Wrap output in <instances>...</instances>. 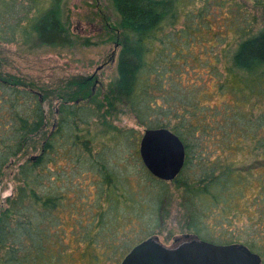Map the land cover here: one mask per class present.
<instances>
[{"label": "trees", "instance_id": "trees-1", "mask_svg": "<svg viewBox=\"0 0 264 264\" xmlns=\"http://www.w3.org/2000/svg\"><path fill=\"white\" fill-rule=\"evenodd\" d=\"M109 1L120 17L114 36L118 79L102 101L91 93L71 100L56 95L55 122L47 134L48 87L0 71V183L16 167L13 194L0 208V264H100V248L120 264L134 246L160 232L167 183L153 177L142 160L125 163L130 134L107 123L115 104L146 120H140L146 129H168L183 143L184 165L172 182L183 192L187 230L202 240L211 233L208 220L232 228L234 220L246 218L251 233L244 245L264 255V32L246 37L227 55L218 88L230 84L239 99L236 107L179 100L184 103L180 111L167 107L166 120L151 121L141 107L158 116L161 112L152 109L153 85L146 75L158 62L160 33L174 25L177 0ZM33 2V12L29 7L12 24L18 12L4 4L0 21L9 17V24L0 27V40L70 46L63 0ZM87 83L77 89L81 92ZM254 97L250 109L239 108ZM105 137L109 144L98 142ZM233 155H249L253 163H239ZM128 225L133 232L138 227L141 236L121 232ZM229 232L228 239L218 240L221 244L240 241Z\"/></svg>", "mask_w": 264, "mask_h": 264}, {"label": "rangeland", "instance_id": "rangeland-1", "mask_svg": "<svg viewBox=\"0 0 264 264\" xmlns=\"http://www.w3.org/2000/svg\"><path fill=\"white\" fill-rule=\"evenodd\" d=\"M38 2L43 0H37ZM4 4H13L18 13L11 21L9 17L3 16L0 21V27L3 29L6 24L15 22V19L24 18V12H28L29 7V12L32 13L35 3L33 0H0V9L6 6ZM176 12L174 25L166 27L159 35V59L146 75L147 84L153 85L149 88L153 89L151 93L155 98V102L151 104L152 109L160 108L158 111L161 115H155L152 110L150 113L144 106L141 107L142 115L147 119L149 116L151 121L156 118L165 119L167 107L172 106L180 111L184 103L179 100L184 102L188 99L190 103L203 106L236 107L239 99L229 88L230 84L224 89H219L218 86L224 79V70L228 65L227 55L232 54L246 37L264 32V0H177ZM62 20L69 27L72 36L73 42L70 46L46 47L34 43H7L0 40L2 74L24 78L41 87L47 86L51 92L50 102L44 105L47 110V134L55 122L59 103L57 96L71 100L75 96H88L91 93L96 96L97 102H100L103 96L114 91L118 79L116 65L119 47L114 36L115 30L119 29L120 17L112 3L109 0H63ZM2 35L4 37L7 33ZM154 58V54H150L148 62L151 63ZM86 80L87 87L80 92L77 86ZM156 81L157 87L154 86ZM254 102L255 97L239 108L250 109ZM114 107L117 109L110 113L107 123L117 131H127L130 134L131 147L125 151L123 159L125 157L127 165H131L132 161L141 163L139 142L146 127L141 125L140 120L144 119H137L135 113L125 105L115 104ZM97 129L100 131L101 128ZM98 142L109 144L110 140L105 137ZM35 152L31 151L29 154H36ZM233 158L247 166L253 163L249 155H233ZM15 169L16 167L7 170L0 183V208L5 198L13 194ZM260 172L259 170L258 173ZM139 179L136 178L135 181H140L139 184L145 182ZM135 181L133 185L135 183L136 187ZM166 183L168 195L160 212V232L158 231L156 237L162 245L171 247L174 239L192 233L186 228L188 218L182 203L183 192L176 188L172 181ZM245 219L234 220L232 228H223L212 218L208 220V231L211 233H204L202 240L221 244L220 241L228 239L231 233L229 231H232L240 238L236 243L244 245V242L248 241V234L251 233ZM128 227L121 232L127 231L129 236H141V233L137 232L138 227L134 232L129 225ZM97 253L101 259L100 264L116 263L105 249L100 248ZM257 254L264 264V255L260 254V251Z\"/></svg>", "mask_w": 264, "mask_h": 264}, {"label": "water", "instance_id": "water-1", "mask_svg": "<svg viewBox=\"0 0 264 264\" xmlns=\"http://www.w3.org/2000/svg\"><path fill=\"white\" fill-rule=\"evenodd\" d=\"M139 154L149 173L165 182L177 177L185 160L183 143L165 128L145 129ZM120 264H262V259L243 244H214L185 234L174 239L171 247L157 237L148 238L134 246Z\"/></svg>", "mask_w": 264, "mask_h": 264}]
</instances>
